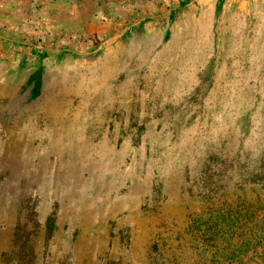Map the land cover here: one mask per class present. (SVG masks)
<instances>
[{"label":"rangeland","instance_id":"rangeland-1","mask_svg":"<svg viewBox=\"0 0 264 264\" xmlns=\"http://www.w3.org/2000/svg\"><path fill=\"white\" fill-rule=\"evenodd\" d=\"M177 4L0 0L1 34L30 42L45 69L68 61L0 128V264H264V152L238 158L236 144L248 109L264 141V81L245 109L236 79L215 80L208 109L149 87L150 57L183 52L190 73L209 58L220 72L247 69L220 42L221 17L212 45L203 5L168 11ZM109 71L136 80L102 103L96 78Z\"/></svg>","mask_w":264,"mask_h":264},{"label":"crops","instance_id":"crops-1","mask_svg":"<svg viewBox=\"0 0 264 264\" xmlns=\"http://www.w3.org/2000/svg\"><path fill=\"white\" fill-rule=\"evenodd\" d=\"M177 1L178 4L173 5V8L168 11L179 13L181 10H188L193 13L198 10L199 6L203 5L205 12L211 17V34L206 35L205 41L211 42L212 45L218 41V38L214 41L213 31L217 32L219 26L215 27V24L217 18L221 17L220 32L224 36L219 37L220 42L225 44L226 46L223 47H227L229 51L230 47L235 49V55L232 54L233 57L237 58L235 62L243 66L246 64L247 69L246 71L242 69L237 72V70L231 68L225 73L224 71L220 72L217 69V63L209 58L210 60L208 59L205 62L200 71L190 73L186 71L185 65L195 62L193 56H186L181 52L167 57H150L148 58L149 64L162 66L158 67L155 72H150L151 67L149 66L147 76L144 75V78H148V82L151 83L149 87L160 91L171 89L177 102L181 96H183L182 100L189 102L184 105L189 109L192 108L191 102L195 99L197 101L195 105H199L198 109H200L203 108L204 102L209 101L215 80L221 78L230 82L236 79L238 81L236 94L242 96L241 103L244 109L246 106L255 107L257 99L254 93L256 90H260L264 81V68H262V63H264V0H188L184 5H181L183 0ZM191 32L184 39L187 45L192 43L188 50L189 53L192 52L191 47H193L194 42L197 43L198 38L197 33ZM0 40L2 41L0 44V104L3 103V106L0 107V116H2L0 118V128H8L13 127L14 124L13 120L10 119L11 115L22 110L25 105L32 103L35 97L45 94L47 89L50 92V89L56 85L55 81L65 69L68 61L66 58L62 59L52 68L45 69L41 65V59L45 57L44 54H35L30 42L15 44L12 38L3 33L1 34V32ZM173 44H175L174 40ZM179 44L181 45V41ZM229 56L226 55V60L222 62L225 69L230 59ZM179 65H181L180 68H178ZM96 79L99 80L100 86L103 83L105 86L100 95L102 103H105L107 99L115 102L125 90H132L134 80H136L135 76L129 74L128 71H109L108 74H99ZM139 85L141 86V84ZM222 87H225L223 94L226 95L225 89L230 88L229 83L224 84ZM125 94L133 95L130 91ZM179 104L181 103L177 105ZM180 108H183V106ZM203 109H208V105L206 104ZM248 111L249 109L244 110L238 118L241 126L238 129L236 144L238 145V153L244 154L243 156L237 155L238 158H245L246 153H251L248 149L251 145L256 147L254 157L258 158L260 153L264 152V141H261L257 135V132L260 134L261 131H256V129H261V115L259 113V116L252 118L246 113ZM15 127H17V124ZM249 128L255 129L251 132ZM233 141L234 139L231 142ZM246 145L247 150L245 149Z\"/></svg>","mask_w":264,"mask_h":264}]
</instances>
